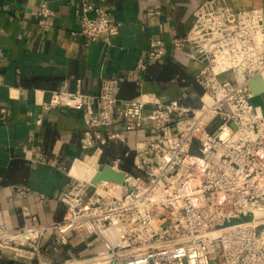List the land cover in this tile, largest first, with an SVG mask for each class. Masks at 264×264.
I'll return each mask as SVG.
<instances>
[{
  "label": "built area",
  "instance_id": "1",
  "mask_svg": "<svg viewBox=\"0 0 264 264\" xmlns=\"http://www.w3.org/2000/svg\"><path fill=\"white\" fill-rule=\"evenodd\" d=\"M41 13L53 11L43 3ZM78 15L75 35L89 44H110L120 32L101 7L82 2ZM172 44L202 64L198 107L153 95L121 101L116 79L105 80L96 95L52 93L45 108L82 111L96 140L104 130L109 141L139 138L135 171L122 170L116 158L107 165L125 173L123 183L73 181L62 196L61 221L0 226V260L42 263L45 239L60 234L65 244L73 232L95 237L102 248L67 264H213L218 257L223 264H264V94L262 105L249 95L257 78L264 82V8L207 0L188 35ZM167 51L164 40L151 38L137 69L146 71ZM0 115L8 110L1 107Z\"/></svg>",
  "mask_w": 264,
  "mask_h": 264
},
{
  "label": "crops",
  "instance_id": "2",
  "mask_svg": "<svg viewBox=\"0 0 264 264\" xmlns=\"http://www.w3.org/2000/svg\"><path fill=\"white\" fill-rule=\"evenodd\" d=\"M205 1L0 0V108L8 110L6 117L0 115V226L18 229L61 221L69 184L92 181L96 168L116 158L122 160V170L135 171L139 138L127 134L129 140L109 141L110 131L104 130V139L96 140L82 111L45 108L52 93L96 95L105 80L116 79L115 96L121 101L153 95L200 105L202 89L195 77L202 64L187 47L175 49L172 41L188 35L194 12ZM227 1L236 10L264 8V0ZM82 2L105 9L121 24L110 44H89L75 35ZM43 3L53 11L50 17L42 15ZM151 38L164 40L168 51L140 72L137 64ZM59 238L45 239L42 263L5 256L0 264H67L102 248L92 236L70 232L65 244Z\"/></svg>",
  "mask_w": 264,
  "mask_h": 264
},
{
  "label": "water",
  "instance_id": "3",
  "mask_svg": "<svg viewBox=\"0 0 264 264\" xmlns=\"http://www.w3.org/2000/svg\"><path fill=\"white\" fill-rule=\"evenodd\" d=\"M251 101L256 105H262V95L264 94V82L261 78H257L251 84ZM126 175L123 171H117L113 169L110 165H102L99 171L92 179V184L97 185L101 181L123 183Z\"/></svg>",
  "mask_w": 264,
  "mask_h": 264
},
{
  "label": "rangeland",
  "instance_id": "4",
  "mask_svg": "<svg viewBox=\"0 0 264 264\" xmlns=\"http://www.w3.org/2000/svg\"><path fill=\"white\" fill-rule=\"evenodd\" d=\"M226 77V76H225ZM228 77H229V75H228ZM227 78V77H226ZM195 153H197V152H195ZM88 181V180H87ZM213 264H223V261H222V259L221 258H216L215 260H214V262H213Z\"/></svg>",
  "mask_w": 264,
  "mask_h": 264
},
{
  "label": "bare ground",
  "instance_id": "5",
  "mask_svg": "<svg viewBox=\"0 0 264 264\" xmlns=\"http://www.w3.org/2000/svg\"><path fill=\"white\" fill-rule=\"evenodd\" d=\"M89 159H91V158H89ZM91 161H94L93 159H91ZM94 163V167H96V164H95V162H93ZM97 169V168H96ZM95 176V175H94Z\"/></svg>",
  "mask_w": 264,
  "mask_h": 264
}]
</instances>
